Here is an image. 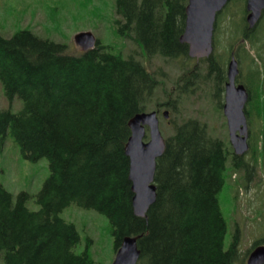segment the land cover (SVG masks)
I'll use <instances>...</instances> for the list:
<instances>
[{
    "label": "trees",
    "instance_id": "16d2710c",
    "mask_svg": "<svg viewBox=\"0 0 264 264\" xmlns=\"http://www.w3.org/2000/svg\"><path fill=\"white\" fill-rule=\"evenodd\" d=\"M186 3L115 0L113 7L120 37L133 41L146 58L159 56L179 63L182 72L174 84L178 92L191 89L193 77L202 72L188 55L187 43L179 40ZM234 17L227 19L226 27L217 21L214 47L224 52L199 59L206 64L203 75L218 78L226 47L230 51L240 46V36L251 42L255 28L249 29L243 18L240 29ZM163 75L160 68L150 70L133 54L124 56L99 39L94 47L73 54L66 44L29 28L0 34V81L9 98L16 94L23 101L18 112L0 108V142L9 135L24 158L44 157L49 168L35 196L36 210L27 206L26 191L14 196L0 184L4 264H100L89 253L88 243L75 251L79 232L60 215L70 204L105 216L114 252L125 236L140 235L136 264H245L251 249L264 242L239 250L236 227L224 246L229 222L220 193L229 171L251 173L258 157L247 160L233 154L229 143L212 135L197 118H168L173 132L164 137V151L156 160L155 201L144 217L134 214L125 153L131 134L128 121L153 106L177 112L178 96L171 97L174 89L165 88ZM160 88L167 95L164 102L158 100ZM218 89L215 85L213 99ZM220 104L216 106L221 108ZM250 106L264 129V102Z\"/></svg>",
    "mask_w": 264,
    "mask_h": 264
},
{
    "label": "rangeland",
    "instance_id": "374dc122",
    "mask_svg": "<svg viewBox=\"0 0 264 264\" xmlns=\"http://www.w3.org/2000/svg\"><path fill=\"white\" fill-rule=\"evenodd\" d=\"M114 3L115 0H0V34L8 36L17 29L29 28L39 36L66 44L70 53L77 54L81 49L73 41L74 34L90 31L102 44L108 45L113 51L124 56L131 53L150 70L160 68L164 72L165 88L174 89L171 97L178 96L176 113H171L170 108L163 105L159 106V128L164 137L173 132L172 124L161 115L162 110L168 109L170 118L174 117L177 121H180L182 117L197 118L207 124L212 135L228 142L225 118L212 97L213 80L203 75L206 64L198 62L197 65L202 72L193 77L192 88L178 92L174 84L182 72L179 63L159 56L146 58L133 41L120 37L114 24L117 17L113 9ZM244 10L241 0H235V2L230 0L218 12L216 20H221L219 25L226 27L227 19L234 15L239 28L243 29ZM256 30L253 40L255 43L263 35L264 26L259 23ZM262 39L264 41V35ZM220 40L223 45H226L223 35H220ZM246 47L248 48L247 44ZM228 51L229 48L226 47V52ZM222 52L224 51L221 48L215 51L217 55H222ZM250 53L254 57V66L251 67L256 73L255 81H253L254 91L259 93L260 98V93L264 92V51L259 52L258 46H254ZM247 64H242L243 80L247 76L245 74ZM157 96L160 102L167 99V95L162 93L161 88L157 91ZM22 107V99L16 94L9 98L0 81V108L18 112ZM152 109H155V106L149 110ZM249 118L251 149L245 153L244 157L247 160L258 157V164L251 168L253 178L247 184L243 180V172L229 171V178L220 193L221 207L229 222L224 246L229 245L238 227L241 251L250 248L254 242L264 239V159L258 155V150L261 153V146L264 144V134L260 133L261 122L254 113H251ZM262 152L264 154V150ZM48 174V162L44 157L36 161L24 158L19 146L9 135L0 142V184L14 196L20 191H26L29 194L26 204L32 210L39 208L35 196ZM60 215L65 220L73 222L79 232L80 240L75 251H82L88 243L89 253L95 261L100 264L112 262L115 252L107 220L103 214L93 209L70 204ZM0 264H4L1 257Z\"/></svg>",
    "mask_w": 264,
    "mask_h": 264
},
{
    "label": "water",
    "instance_id": "95a60500",
    "mask_svg": "<svg viewBox=\"0 0 264 264\" xmlns=\"http://www.w3.org/2000/svg\"><path fill=\"white\" fill-rule=\"evenodd\" d=\"M228 0H187L185 6V26L179 40L187 43L188 55L199 59L207 57L213 49L212 36L216 14ZM264 0H246L248 11L246 21L252 27L261 15ZM73 41L82 50L92 48L96 38L90 31H81L73 36ZM237 62L232 56L228 63V81L225 86L223 113L226 117L230 144L236 154L248 149V126L244 113L247 91L242 84L236 85ZM168 111H163L167 117ZM131 134L125 144L129 157V179L133 192L132 208L137 216L144 217L156 198L154 175L156 160L165 148V140L159 129L155 110L135 114L128 121ZM145 126L149 138L144 139ZM140 235H127L122 239L110 264H136L140 250L137 239ZM246 264H264V244L257 245L249 253Z\"/></svg>",
    "mask_w": 264,
    "mask_h": 264
},
{
    "label": "flooded vegetation",
    "instance_id": "af4514ba",
    "mask_svg": "<svg viewBox=\"0 0 264 264\" xmlns=\"http://www.w3.org/2000/svg\"><path fill=\"white\" fill-rule=\"evenodd\" d=\"M241 2L244 4V6H246V0H241ZM246 12L248 13L247 10H246ZM259 23H261L264 26V8L262 9V12H261V15H260L259 19L252 26V27L255 26V31L253 30L252 33H251V42H250V45L248 47L249 51H248L247 55H243L242 52H241V49H242L241 43L243 42L244 38L240 36V39H238V41L240 42V46H238V47L235 46V47H233V49L228 51L227 55L224 56L223 64L218 66L217 69H219V73H218V70L216 71V73H218V78L216 77V74H208V79H213V81H214V82H212L213 88L215 87V85L219 88L218 89V91H219L218 93L214 92V97H215L214 101L217 104H218V102L221 103L220 104L221 108H219V109H221L222 112H223L222 106H223L225 86H226V82L228 81L227 64H228L229 60L232 58V56L236 59L237 67H238V71H237V74L235 75L234 82H235L236 85L242 84L244 86V88L246 89L247 93H248L247 101H246L245 106H244V112H245L246 116L249 117V115H251V109H253V107L250 106L251 102H255V101L256 102H263L264 101V92L262 91L260 93V98H259V93L254 91L255 87L253 85V81H255L256 73L253 72V70H252V67L254 66L253 65L254 57H253V54H251L252 52L250 53L251 49L254 46H258V51L259 52H260V50L264 51V41L262 39V36L264 35V32H263V35L261 36V38L259 39V41L257 43H255V41H253L254 40V36L257 33L256 29H257ZM260 32H258V34ZM253 44H254V46H253ZM244 48H245V46H244ZM244 63H248V64H247L246 70H245V74L247 76L244 77V80H243L242 79V64H244ZM197 75H199V73ZM200 80H203V79L200 78ZM255 113H256V115L259 116V113H260L259 109H257V111H255ZM261 115H264V111H263V114H261ZM262 150H264V148H262ZM262 154H263V152H262ZM253 175H254L253 172H251V173L245 172L244 177H245V179H248L247 180V184L253 178Z\"/></svg>",
    "mask_w": 264,
    "mask_h": 264
}]
</instances>
